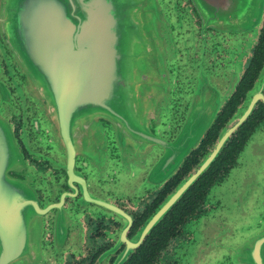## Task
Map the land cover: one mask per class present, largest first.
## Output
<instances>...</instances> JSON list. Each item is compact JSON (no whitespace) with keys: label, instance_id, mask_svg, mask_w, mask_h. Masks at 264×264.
<instances>
[{"label":"flooded vegetation","instance_id":"1","mask_svg":"<svg viewBox=\"0 0 264 264\" xmlns=\"http://www.w3.org/2000/svg\"><path fill=\"white\" fill-rule=\"evenodd\" d=\"M169 1L174 3L170 16L176 18L179 27V56L171 69L176 79L170 85L168 112H154L156 116L140 112L142 117L134 115L129 128L121 127V112H70V132L62 141L47 112H34L31 103L20 99L25 94L18 92L17 111L6 112V118L12 123L28 170L0 174V264H255L233 261L226 246L223 253L207 260L206 253L201 252L214 242L203 229L199 230L205 235L203 241L195 234L199 235V219L218 208L211 189L239 164L238 155L246 141L264 124V100L258 99L224 143L217 146L220 132L238 120L241 108L249 103L250 92L260 81L264 7L258 25L245 33L224 34L212 28L202 30L200 16L190 0ZM8 58L0 37V68L7 75L4 81H17L21 90L23 76ZM189 67L190 74L202 68L215 75L217 86L228 94L198 145L174 174L154 183L151 170L163 157L164 147L153 140V135L168 139L169 131L164 127L174 132L183 123L184 101L195 85L192 78L182 75ZM8 89H12L10 85ZM262 93L264 98V88ZM226 105L229 114L218 127L215 140L208 143L205 135ZM221 153L225 160L218 158ZM150 155L155 156L153 163L148 160ZM146 168H151L150 173ZM136 170H143L142 175L130 180L137 177ZM190 178L163 211L169 196ZM4 179L17 188L18 196L9 198L8 181L4 183ZM126 180L130 181L119 191V184ZM239 219L238 227L255 229L264 225V220L249 216Z\"/></svg>","mask_w":264,"mask_h":264},{"label":"water","instance_id":"2","mask_svg":"<svg viewBox=\"0 0 264 264\" xmlns=\"http://www.w3.org/2000/svg\"><path fill=\"white\" fill-rule=\"evenodd\" d=\"M190 1L200 16L202 30L212 28L224 34L245 33L258 25L264 7V0ZM173 5L169 0H0V37L9 52V63L23 76L20 90L17 81H4L7 75L0 68V174L28 170L12 123L6 118V112L17 111L18 92L25 94L20 99L31 103L34 112H47L62 141L70 132V112H121V127L127 128L140 112H151L152 116H156L154 112H168L170 85L176 79L171 69L179 56V27L176 18L170 16ZM186 77L195 85L184 101L183 123L176 131L169 130L168 139L153 135V140L164 147L163 157L151 170L154 183L174 174L198 145L228 94L212 88L209 79H218L202 68L199 73L196 69L188 72ZM259 79L238 120L220 132L217 146L224 143L258 99L264 100V66ZM149 136L147 133L146 138ZM237 161L239 164L214 187L225 184L227 195L231 174L253 172L262 186L257 185L256 190L243 186L241 197L246 204H254L259 194L264 204V189H260L264 186V124L248 138ZM191 180L169 196L163 211ZM7 181L9 198L18 196L9 179L3 180ZM238 183L233 185L236 190ZM238 202L241 204L240 199ZM249 231L230 236L227 251L233 261L264 264V225Z\"/></svg>","mask_w":264,"mask_h":264},{"label":"rangeland","instance_id":"3","mask_svg":"<svg viewBox=\"0 0 264 264\" xmlns=\"http://www.w3.org/2000/svg\"><path fill=\"white\" fill-rule=\"evenodd\" d=\"M192 43L193 40H191L190 45H192ZM193 55L194 54L191 53L190 56L193 57ZM187 59L189 61L191 58L187 57ZM184 62H186V60ZM189 69L190 67L184 71L183 76H186L188 74ZM200 71L201 68H199L198 73ZM217 83L218 82L209 79V84L213 86V87L211 86L212 88H216V90H218V92H220L221 94H224V92L226 93L227 91L223 90V88H221L220 86H217ZM138 117L139 118L142 117V113L138 115ZM164 129L169 131L167 126H165ZM154 133L158 134V132H154ZM154 157L155 156L150 155L148 160L153 163ZM146 170H148L150 173L151 168H146ZM136 173H137V177H134L130 180L139 179L138 177L142 175L143 170L141 172L140 170H136ZM230 176L232 181L228 185L230 191L227 192V195H226V190L228 189V187H226L225 184L223 183L220 184L218 187H214L211 189V194L214 196L218 208L213 210L211 214L208 213L209 217L207 218L202 217L201 219H199V223L197 226L198 232L199 230L201 231V229H203V231H206L205 235L209 236V239L214 242V244H210L208 247L205 248V250L201 252L202 254L206 253L205 259L207 260H212L214 259V255L217 257V255L224 252L222 251L224 246H228L226 241L233 233L250 232L249 228L237 226V223L240 222L239 218H241V216L253 217L256 221L259 219L264 220V204L262 198H260L261 195L259 194L257 195L258 197L256 198L254 204H246V200L243 197H241L242 191L244 190L243 186L250 187L251 190H256L257 185L262 186L261 182H259V178L258 179L255 178L253 172H251V174L248 175H242V172H235V174H231ZM235 178L237 179L234 181ZM130 180H126L120 183L118 187L119 191H123L126 187V184L128 183L127 181ZM238 180L239 183L236 185L238 190H236L233 188V185ZM240 181H241V185H240ZM260 189L262 192L264 186L261 187ZM233 199L236 202L238 201V199H240L241 204L239 202L237 204ZM228 220L232 224H230ZM205 235L204 234L202 235L199 232V235L195 234V237L197 236V239L199 238L201 241H203V237H205ZM219 242L222 243L219 244ZM230 244L232 243L230 242ZM210 248L213 249V252L210 251ZM218 258H221V255Z\"/></svg>","mask_w":264,"mask_h":264},{"label":"trees","instance_id":"4","mask_svg":"<svg viewBox=\"0 0 264 264\" xmlns=\"http://www.w3.org/2000/svg\"><path fill=\"white\" fill-rule=\"evenodd\" d=\"M174 4V3H173ZM229 114L228 112V105H226L223 110L219 113L216 121H215V125L213 127H211L207 133H206V137L208 138V143H211L215 140L216 138V134L218 132V127L222 124V121L224 120V117H227ZM204 140V139H203ZM202 145V141H201V144ZM200 145L198 148H200ZM196 151H198V149H196ZM220 160H225L226 159V156L221 153L220 156L218 157ZM218 160H216V163H217ZM225 163V161H224Z\"/></svg>","mask_w":264,"mask_h":264}]
</instances>
